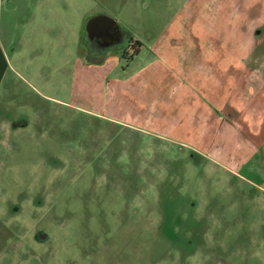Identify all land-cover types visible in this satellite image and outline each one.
Segmentation results:
<instances>
[{"label":"rangeland","instance_id":"rangeland-1","mask_svg":"<svg viewBox=\"0 0 264 264\" xmlns=\"http://www.w3.org/2000/svg\"><path fill=\"white\" fill-rule=\"evenodd\" d=\"M0 75V264H264V0H0Z\"/></svg>","mask_w":264,"mask_h":264},{"label":"crops","instance_id":"crops-1","mask_svg":"<svg viewBox=\"0 0 264 264\" xmlns=\"http://www.w3.org/2000/svg\"><path fill=\"white\" fill-rule=\"evenodd\" d=\"M240 53H241V60L238 58L239 62L238 61L235 62V63H238V65H237V68L234 69L235 73L232 75L234 77V79H237V80L234 81V84H237V83L242 84V83L250 82L249 77H247L249 48H245V49L241 50ZM161 62H164L165 66H167V67L174 68V67L171 66V62H170V60H168V58H164V60L161 61ZM161 62H160V64H161ZM178 66H180V65H178ZM217 66L220 67L221 65L218 64ZM257 78H258V76H257ZM247 79H248V81H247ZM0 80H1V75H0Z\"/></svg>","mask_w":264,"mask_h":264}]
</instances>
